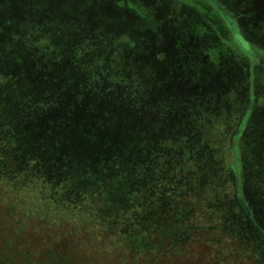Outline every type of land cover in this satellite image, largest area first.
Segmentation results:
<instances>
[{
	"label": "rangeland",
	"instance_id": "obj_1",
	"mask_svg": "<svg viewBox=\"0 0 264 264\" xmlns=\"http://www.w3.org/2000/svg\"><path fill=\"white\" fill-rule=\"evenodd\" d=\"M214 1L0 0V226L23 218L64 263L264 264V0ZM197 4L213 26L192 35L196 70L244 62L262 112L239 165L242 117L214 106L227 91L204 94L212 109L182 108L164 85L144 102L149 73L171 67L156 52Z\"/></svg>",
	"mask_w": 264,
	"mask_h": 264
},
{
	"label": "trees",
	"instance_id": "obj_2",
	"mask_svg": "<svg viewBox=\"0 0 264 264\" xmlns=\"http://www.w3.org/2000/svg\"><path fill=\"white\" fill-rule=\"evenodd\" d=\"M213 4L215 5L214 8L217 12L219 10L221 14L223 15L226 14V11L223 8H221L219 5H217L215 1L213 2ZM184 5L187 6V4ZM194 7H197V11L191 10L195 12L192 14L190 20H188V22H186V24L183 25L182 27H179V29L177 28L178 30H175L174 33L176 35L173 38L174 41H173V45L171 44V49L165 47L164 50L159 49L160 51L158 50V52H156L157 58L163 61L162 66L163 67L167 66V68L168 66L171 67L170 69H165L163 73H161V71H157V72L153 71L149 73L148 79L151 80V83L147 90V94H148L146 95L147 100L144 97V102L146 101L147 107L148 105L150 107L152 105L151 104L152 97L150 96V94L154 91L160 90V87L164 85L163 89L165 92V98L169 97L171 92L174 93L177 92L181 94L179 95L178 98L179 100H184V102H181L182 108L193 107L191 111H194V109L198 110L199 107L201 108L209 107L212 109L213 106L212 103L214 99H212L211 96L209 98V100H211V103H209L206 106H202L203 102L207 100V95L204 94L206 92H209L212 94V96L214 95L218 96L219 89L220 90L222 89L224 91H227V93L226 94L224 93L222 98L220 99L221 102H217L214 106L218 110H221L222 108H228L229 111L230 110V107L228 106L229 95L230 94L233 95L234 93L237 94L238 91H242L244 89V91L248 94L249 105L245 109L244 113L241 114L242 119L240 123L242 124V128L237 133L231 136L232 139L234 140V143L235 141H238L234 146L233 154L234 156L238 155L237 157L239 161H237V164L239 165L245 161V156H246L245 154L246 152L244 150L243 130L246 133L245 130L249 126L251 118L256 114L260 115L262 113L261 111H259L256 114H254V109H253L254 106L249 101L250 97L252 96V92L251 91L250 93L247 92L249 83L247 82L244 83L246 76L250 75L251 78V73L249 74V71H247L249 69L244 66L243 64L244 62L240 63L243 66L241 70L237 65L239 70L237 73L235 72L236 70H234L235 64H232L230 62L228 63L226 62L227 64L223 66V72H219L220 69L215 71L214 69L211 68L207 69V72H203V71L201 72L196 70L195 59L199 55L195 54L194 51H191L189 49L191 48V46L194 47L197 46V43L191 42L192 35H194L195 33L200 34L201 29H203L204 25L213 26L212 25L213 23H211L212 22L210 20L211 12L208 9H207L208 11H206L202 6V4H197ZM152 8L153 7H151V10ZM202 10H205V12L202 13L201 12ZM150 14L151 13H148V16ZM152 17L153 16H149V19H152ZM169 18L172 19L171 16ZM153 19L156 25H160V27L157 30L160 29L159 31L161 32L163 31L164 33L165 26L167 24L165 25V23L163 24V22H165L168 19L160 16L155 17ZM168 22L172 23L170 24V26L175 24L173 27H177L175 20L173 21L172 19ZM246 42L250 44L249 40H246ZM222 54L223 53L221 52L220 48L218 46H215V49H213L212 51L213 57L215 59L220 60ZM170 74H173V76ZM236 75L239 77V80L237 81L239 83V86L241 84L243 88L241 87L237 90L235 87L234 90H231L235 81L237 80ZM240 77H242L243 79H240ZM169 79H172V82ZM113 98L114 100L112 104H115L117 98L116 96H113ZM158 98L160 99V95ZM254 99L256 100V98ZM139 100L142 101L141 97ZM164 103H167V100ZM120 105L123 106L124 104L121 102ZM127 111L130 112L132 110L131 108H129ZM131 113L134 114V112ZM127 118L128 117H125V120ZM255 136L256 134L254 132H250L249 137L251 139H254ZM244 137H247V135H244ZM120 138L122 140L123 136H121ZM263 152L259 147L257 150L258 159H261ZM237 197L245 205H248L251 202V200L247 198L246 194H244V197L241 195H238ZM8 216L11 215L7 214L5 217ZM18 218H19L18 221L19 222L21 221L20 225H15L13 228H9L8 226H0V264H49V258L52 257L50 254L57 255V264H79V262L77 263L76 260L82 257L80 253L74 256H72L71 253L70 254L68 253L69 262L67 263L63 262L66 260V257L63 256V253H60V251L54 250L50 252V254L48 252L46 253L45 250H43V248L39 246L38 242L35 241L34 235H32L29 232L30 230L28 228L23 227L24 225L22 226L23 218L20 217ZM62 258L64 260H62Z\"/></svg>",
	"mask_w": 264,
	"mask_h": 264
},
{
	"label": "crops",
	"instance_id": "obj_3",
	"mask_svg": "<svg viewBox=\"0 0 264 264\" xmlns=\"http://www.w3.org/2000/svg\"><path fill=\"white\" fill-rule=\"evenodd\" d=\"M173 76V74H170ZM168 79V78H165ZM240 79H243L242 77H240ZM172 82V79H169ZM228 101L229 104L228 106L230 107L231 112L235 115V116H239L241 117L245 111V109L247 108V106L249 105L248 102V94L244 91V89L242 91H238L237 94H233V95H229L228 97Z\"/></svg>",
	"mask_w": 264,
	"mask_h": 264
}]
</instances>
